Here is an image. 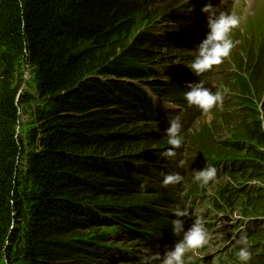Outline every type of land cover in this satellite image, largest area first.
Listing matches in <instances>:
<instances>
[{
    "label": "trees",
    "instance_id": "obj_1",
    "mask_svg": "<svg viewBox=\"0 0 264 264\" xmlns=\"http://www.w3.org/2000/svg\"><path fill=\"white\" fill-rule=\"evenodd\" d=\"M156 6L157 0L0 2V73L11 74L2 52L8 40L35 66L44 103L29 145L12 129L0 131V264H88L86 255L93 261L97 254L90 250L96 238L86 231L113 223L125 237L144 238L155 249L157 242L169 247L179 239L159 212L136 202L140 193L150 192L156 202L182 208L178 198L169 200L178 184L165 187L164 178L150 170L155 151L136 152L149 137L122 130L148 122L163 127L172 119L138 84L156 72L124 66L128 58L151 57L146 46L151 39L157 44L155 35L137 27L165 13ZM171 42L157 45H184L182 39ZM159 84L148 83L158 98L186 91ZM13 97L0 94V120L14 127ZM169 161L162 169L166 175L178 172L184 178L196 166L191 159H183V166L176 158ZM231 165L258 167L244 160ZM138 172L152 174L160 187L141 190L143 180L130 175Z\"/></svg>",
    "mask_w": 264,
    "mask_h": 264
},
{
    "label": "rangeland",
    "instance_id": "obj_2",
    "mask_svg": "<svg viewBox=\"0 0 264 264\" xmlns=\"http://www.w3.org/2000/svg\"><path fill=\"white\" fill-rule=\"evenodd\" d=\"M208 2L157 0V11L163 9L165 13L161 12L150 25H139L137 30H148L155 35L157 44H172V39H182L184 45L175 49L153 44L151 39L146 46L151 50V57L128 58L124 66L129 69L149 68L156 72L141 79L147 85L156 82L161 84V89L177 87L186 90L189 83L202 80L205 87L222 94V103L209 114L187 107L184 96L157 98L151 90L148 96L152 103L167 107L170 118L181 117L183 143L172 159L179 162L191 159L196 164L192 173L186 174L178 184L177 193L169 197L170 201L178 198L183 204L185 230L199 219L208 234L205 245L185 253V264H241L236 252L242 246L250 251L249 263L253 264L256 258L264 259V0H222L221 5L220 0H210L213 6L219 5L228 14L237 16L240 22L230 33L234 42L230 54L222 63L196 77L187 67L194 59L195 43L199 44L208 30L206 14L201 12ZM4 47L2 52L10 64L11 74L3 77L0 73V94L6 93L12 98L18 93L13 97L17 106V122L13 127L0 120V131L6 129L11 133L12 129L15 137L20 136L24 144L29 145L35 120L44 104L37 94V73L27 57L14 52L12 42L7 40ZM165 126L148 122L146 125L128 124L122 128L125 133H142L150 138L136 152L155 151L158 158L154 165H150V170L163 178L166 173L162 169L170 162V158H161V153L169 147L165 135L168 126ZM260 133L261 140L257 141ZM243 160L258 167H232V163L239 164ZM18 163L25 172V159ZM209 166L215 167L216 176L202 185L194 179V171ZM130 175L147 180L151 188L160 187L152 174L138 172L135 176L133 173ZM156 201L150 192L140 193L136 199L140 205L159 212L165 223L171 226V220L175 219L171 215L174 208L165 206L166 201L164 204ZM113 224L116 226H97L86 231L96 238V245L93 244L90 250L98 258L93 255L91 261L86 255L85 263L159 264L156 254L172 247L171 242L169 247L157 242L156 249L152 248L149 240L125 237L127 234L121 232L116 223ZM143 226L147 227L146 224ZM242 233L247 235V243L236 245L235 238Z\"/></svg>",
    "mask_w": 264,
    "mask_h": 264
},
{
    "label": "clouds",
    "instance_id": "obj_3",
    "mask_svg": "<svg viewBox=\"0 0 264 264\" xmlns=\"http://www.w3.org/2000/svg\"><path fill=\"white\" fill-rule=\"evenodd\" d=\"M222 0H220V5ZM201 12L206 14L207 33L205 38L195 47V56L187 67L196 77L210 70L214 65L222 63L234 47V42L230 38V33L239 24V18L235 15L228 14L221 7L213 6L210 2L206 3ZM184 99L187 107H195L204 114H209L211 110L222 103L223 96L219 92H213L209 87H205L202 80L198 83H189L184 92ZM181 117L177 115L168 122L165 131L167 137V147L162 153L161 158H172L177 155V149L181 148L183 139L181 136ZM184 161L179 162V166H183ZM194 179L202 185H206L216 176L215 167H204L201 170L194 171ZM183 180V176L178 173H169L164 176L163 186L179 184ZM147 180L140 184L141 190L146 189ZM175 219L171 220L172 234L179 239L171 248L165 252L156 254L159 264H185V253L192 249H198L208 242V234L204 224L197 219L191 226L185 230L184 220L185 212L176 206L171 213ZM247 243V235L242 233L235 238L236 245H245ZM236 256L241 264H247L251 259V253L247 247H239Z\"/></svg>",
    "mask_w": 264,
    "mask_h": 264
},
{
    "label": "bare ground",
    "instance_id": "obj_4",
    "mask_svg": "<svg viewBox=\"0 0 264 264\" xmlns=\"http://www.w3.org/2000/svg\"><path fill=\"white\" fill-rule=\"evenodd\" d=\"M139 82H141V81H139ZM144 83H139V85H140V88L142 89V91H144L146 94H149V89H150V86L149 85H145L144 84V86H142ZM156 97V96H155ZM157 98H158V96H157ZM165 125H167V124H165ZM168 126V125H167Z\"/></svg>",
    "mask_w": 264,
    "mask_h": 264
}]
</instances>
